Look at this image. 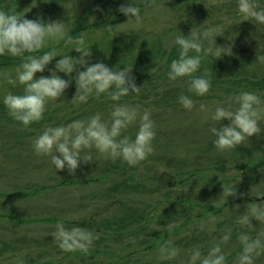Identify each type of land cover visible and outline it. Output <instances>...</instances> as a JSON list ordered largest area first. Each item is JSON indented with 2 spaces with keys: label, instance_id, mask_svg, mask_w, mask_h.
I'll list each match as a JSON object with an SVG mask.
<instances>
[{
  "label": "rangeland",
  "instance_id": "obj_1",
  "mask_svg": "<svg viewBox=\"0 0 264 264\" xmlns=\"http://www.w3.org/2000/svg\"><path fill=\"white\" fill-rule=\"evenodd\" d=\"M0 1V10H15L21 18L64 23V38L49 40L44 48L35 51L36 56L80 35L87 40L84 46L91 55L100 56L102 63L110 58L114 61L110 57L111 45L116 40L122 42L119 35L106 37L99 29L90 36L85 33L105 20H117L118 32L141 31L137 50L148 49L153 40L171 50L177 46V36L187 37L191 32L199 34L212 28L221 29L215 46L231 47V55L219 59L200 54L205 65L210 62L214 69L208 75L215 74L220 79L211 82L210 92L203 97L188 91L186 77L169 81L166 56L132 71L141 91L120 101L102 94L99 99L89 97L86 103H71L76 94L77 72H57L62 79L71 81L67 92L58 101H50L43 119L28 127L15 121L3 104L7 93L23 94V86L7 84L4 74L15 79L24 56H0V61L13 64L0 68V264H188L191 249L198 247L206 256L227 229H231V238L221 245L222 251L226 264H236L243 250L239 235L246 233L254 238L264 233V223L255 219L251 221L253 228L238 223L248 204H264V119L259 122L258 136L245 139L231 150L220 151L214 146L216 137L210 129L227 126L230 121H213L211 113L218 105L229 107V97L241 92L254 93L264 102V24L251 18L243 20L238 0H155L152 7L146 6L151 0ZM256 3L259 10H264V0ZM121 4L139 7L141 22L134 23V17L129 21L119 11ZM185 20L190 21L187 28ZM71 45L69 51L59 50L58 57L35 79L50 77L63 56L79 58L75 44ZM203 46L207 48L209 42L204 40ZM247 47L250 49L243 52ZM76 68L81 71L79 65ZM244 78L250 82H243ZM182 94L196 102L191 111L179 103ZM201 103L209 111H200ZM116 104L138 107L141 113L150 110L154 121L155 151L138 166L130 167L119 158L105 159L92 148L81 153L90 154L92 162H81L75 175H70L67 168L57 171L50 157L35 153L33 142L46 127H66L77 120L86 122L96 113L108 122ZM237 107L235 103L231 105L233 111ZM138 128L139 120L121 135L134 140ZM223 186L236 189V195L223 196ZM114 201L126 205L111 208ZM127 205L138 212V218L121 227L99 229L123 214L128 218L131 211H124ZM58 223L69 230L82 227L99 238L86 254L63 251L52 237ZM169 241L180 250L179 255L161 261L157 258L158 249ZM254 264H264V252L254 257Z\"/></svg>",
  "mask_w": 264,
  "mask_h": 264
},
{
  "label": "clouds",
  "instance_id": "obj_2",
  "mask_svg": "<svg viewBox=\"0 0 264 264\" xmlns=\"http://www.w3.org/2000/svg\"><path fill=\"white\" fill-rule=\"evenodd\" d=\"M155 0L146 3L152 7ZM238 12L247 21L250 18L258 23L264 24V10H259L256 0H238ZM119 11L125 16L135 18L134 23H140L142 17L140 8L133 4H121ZM109 31H113L109 27ZM221 29L212 28L202 33H193L189 36L179 35L175 38V44L179 47V58L171 62L170 71L167 73L169 81H176L188 77V91L196 96L203 97L210 92L211 81L207 73L195 76L200 70L202 56L210 55L221 58L231 55V47L225 48L215 46V37L220 36ZM65 36L64 23L60 21L45 23L42 18L36 20L21 18L15 10H0V56L10 54L12 56H24L23 62L16 69V77L5 73V82L16 86H23V94L16 95L11 92L3 98V104L8 114L23 126L28 127L32 123L40 122L46 111V105L51 101L60 99L70 86L71 81H66L57 75L62 72L71 75L77 72L76 94L71 103H86L91 96L99 99L105 94L112 101H120L122 97L131 94L138 95L141 88L135 83L134 77L128 68L123 70H112L103 63L89 65L86 58L90 57L89 49L84 46L83 38L67 41L74 43L75 52L80 53L79 58L69 55L63 56L57 61L55 71L50 77L41 76L35 79L37 73H43L46 66L54 58L58 57L55 50L42 56L34 57L24 55L44 48L49 40H60ZM207 40L209 46L204 48L203 41ZM196 55H190V52ZM84 68L77 71L76 66ZM179 103L183 108L191 111L196 102L188 96L181 95ZM235 103L238 107L233 111L231 105ZM229 107L218 105L211 113L213 121H230V124L222 127H213L210 131L215 135L214 146L220 151H227L241 145L245 139L261 133L259 122L264 119V102L254 93L241 92L234 97H229ZM200 111H209L203 103ZM150 110L141 113L138 107L116 104L113 106L110 121L105 122L100 113H96L85 121H74L65 126L46 127L41 135L33 142V148L38 156L51 158V164L57 171L67 168L70 175H75L81 162L91 163L90 154L81 155L85 149L95 148L105 159H122L130 167H135L148 159L154 153L153 141L156 136L154 121L150 118ZM139 120V128L133 140L129 136H122V132ZM57 153L59 155H57ZM236 189L231 186H223V196L233 197ZM246 213L240 216L238 223L253 228L251 221L264 223V204H248ZM237 209L239 205L235 206ZM212 222H215L213 215ZM52 237L58 242V247L66 252L81 251L85 254L92 247L98 235L92 231L79 226L70 230L62 223H58ZM203 228V225L201 226ZM222 239L216 243L206 256L202 255L197 247L190 250L188 264H226V256L221 245L226 244L231 238V229H227ZM243 250L238 256L236 264H254V257L264 252V233L256 237H250L241 233L238 237ZM180 250L172 246L171 241L158 249V259L173 260L179 255ZM22 264V261H21Z\"/></svg>",
  "mask_w": 264,
  "mask_h": 264
},
{
  "label": "trees",
  "instance_id": "obj_3",
  "mask_svg": "<svg viewBox=\"0 0 264 264\" xmlns=\"http://www.w3.org/2000/svg\"><path fill=\"white\" fill-rule=\"evenodd\" d=\"M194 11H195V9H194ZM116 22H117V20H105V21L99 23L98 25L89 27L87 30H85V33L87 36L93 35L95 29H99L101 31L100 33H102L106 37H110V36L112 37L115 35L120 36L122 42L120 40H116V41L112 42L113 44L111 45L112 55L110 57H114L115 58L114 61H112L110 58L109 60L106 59L107 63H103L108 68H110L112 70H123V68H128V69L134 71L135 69L140 68V66L146 62L154 61L156 59H161L165 56L168 57V64L167 65L170 68L171 62L173 60L179 58V47L178 46L173 47L171 50H167V49H164L162 47V43L159 40H153L154 43H152V45H148V47H149L148 49H142L141 50V48H140L139 50H137V48H135V47H136V43H138L137 38H139L138 35H141V31L137 32L134 30H129L125 33L124 32H118L115 29ZM188 25H190V21L185 20V28H187ZM109 27H111L113 29V31H109ZM79 37H81V36L77 35V37H74V38L72 37V38H70V40L68 39L67 41H72V40L77 39ZM67 41L64 42L63 44H60V46H58L52 50H48V51L45 50V51L38 52V56H36V54H37L36 52L33 53L32 55L39 57V56H42L45 53L53 51V50H55L56 53L62 49H66L67 51H69L70 49H67L68 46H72L71 44H74V43H67ZM86 41L84 40V44H87ZM120 44L126 45V46H122ZM253 44H255V42H253L251 45H253ZM74 46H76V44ZM143 47H147V45H143ZM248 49H250V48L249 47L244 48L243 52L248 51ZM189 54L190 55H196V53L194 51L190 52ZM262 54H264V52ZM92 56H94V55H91L89 57L90 60L88 59L89 65L94 64V63H102L103 62L102 61L103 59L100 56H97V57H95V56L92 57ZM115 61H117V62H115ZM12 65L13 64L11 61H4L3 59H2V61H0V68L10 67ZM80 70L84 71L85 69L80 67ZM209 71L210 72L212 71V68L210 67V62H208L205 65V61L201 60L200 70L197 73H195L194 75L200 76V75L207 73V78L210 79V81L212 83H215L214 81L220 80L219 77L215 74L209 76L208 75ZM213 71H214V69H213ZM186 78L189 79L188 77H186ZM246 79H248V78H244L243 82H250L249 79L248 80H246ZM261 80H264V78ZM261 80H258V81H261ZM74 81H75V79H74ZM252 81H254V80H252ZM74 88L76 89V86ZM66 92L67 91H65V93ZM121 204H123L121 201H114L110 206H111V208L115 207V206L121 207L122 206ZM123 205H126V204H123ZM128 206L129 205H127V208L124 210V211H128V212L131 211V213H129L127 215L128 218H126L125 216L123 217V215H124L123 214L120 217V219H118L117 221L107 222V223L100 225L99 229L105 228V227H121L122 225H127L128 223L132 222L138 216L137 215L138 212L137 211L135 212L134 211L135 209L133 210L132 207H130V206L128 207Z\"/></svg>",
  "mask_w": 264,
  "mask_h": 264
}]
</instances>
